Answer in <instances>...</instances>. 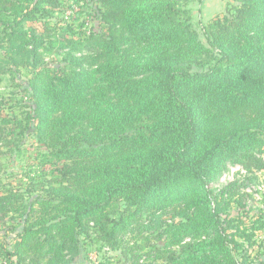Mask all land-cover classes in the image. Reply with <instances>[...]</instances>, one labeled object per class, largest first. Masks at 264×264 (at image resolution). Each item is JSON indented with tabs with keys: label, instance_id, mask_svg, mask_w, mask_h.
Segmentation results:
<instances>
[{
	"label": "trees",
	"instance_id": "1",
	"mask_svg": "<svg viewBox=\"0 0 264 264\" xmlns=\"http://www.w3.org/2000/svg\"><path fill=\"white\" fill-rule=\"evenodd\" d=\"M191 1L96 0L105 30L86 33L74 19L53 21L65 0H0V63L32 72L25 125L0 109V143L35 122L33 156L51 171L23 173L26 194L1 176L0 154V222L16 221L1 263L69 264L90 232L128 264L249 263L238 250L264 221L234 227L239 218L208 182L230 160L249 168L262 143L264 0H234L200 23L204 41L188 20ZM46 45L63 52L61 73L44 66ZM158 211L179 219L167 224ZM167 231L178 249L126 245L127 234L148 244Z\"/></svg>",
	"mask_w": 264,
	"mask_h": 264
},
{
	"label": "rangeland",
	"instance_id": "2",
	"mask_svg": "<svg viewBox=\"0 0 264 264\" xmlns=\"http://www.w3.org/2000/svg\"><path fill=\"white\" fill-rule=\"evenodd\" d=\"M96 1V0H95ZM94 0H65L62 12L58 11L55 14L53 21L64 23L69 19L75 21L78 25L76 31H104L99 20L95 16ZM238 3L234 0H192L188 3V20L193 29L197 31L202 41L204 38L201 34L200 23L208 24L216 17L223 16L227 12H231L237 7ZM180 19L184 20L185 15L180 14ZM81 24V25H79ZM81 49H85L81 47ZM44 66L49 67L58 73H61V68L66 66L63 52L57 51L52 46L46 45L44 49H40ZM19 65L10 63H0L1 67H7L6 70H0V109L3 115L9 117H17L21 119L19 126L25 125V120L20 117V111L26 99L25 89L27 88V79L32 76L31 67L23 65L24 62H18ZM27 100V99H26ZM29 102V101H26ZM30 103V102H29ZM29 107L26 108L29 111ZM11 126L13 124H10ZM35 122L26 123V128L19 134H8L9 140L0 143V154L4 159L5 169L1 176L11 185L19 187L21 192H27V186L23 185L21 178L23 173H28L30 177L38 180L42 177L50 176L49 165H41L33 156L31 146L35 142ZM18 132V130H16ZM262 139L261 145L252 152L255 155V162H251L249 168L242 166L241 163L228 161L223 165L220 173L208 182V187L214 193L216 199H226L229 204L226 206V214L229 217H238V220L233 222L234 227L240 229L250 224H260V218L264 221V134L259 135ZM19 145H26L28 151L18 152L16 149ZM16 148V149H15ZM259 159V161H258ZM263 163L261 168L255 166ZM27 180L25 181V183ZM21 187V188H20ZM160 218L165 223L170 224L178 219L172 217V212H157ZM143 215H146L143 214ZM224 217V216H223ZM142 221H146L145 216ZM16 223L9 217L4 218L0 222V242L4 239L14 237V232L11 230ZM165 230V226L159 230ZM234 228H229L232 232ZM91 231V230H90ZM247 233H250L249 229ZM157 233L154 232L148 236L150 242L146 244L142 238L132 234H127L125 239L128 241L127 246L136 242V245L144 246L140 251L147 252L150 246L162 249L172 248L178 249L175 244L171 245L173 233L167 231L156 239ZM255 242L250 246L247 242H243V246L238 251L247 252L249 254L248 264H258L260 260H264V228L254 232ZM137 237V238H136ZM136 239V240H135ZM189 240L186 236L182 238L181 243ZM79 252L74 255V258L69 264H128L125 256L122 254V249H112L108 244L96 236L94 232L89 233V238L79 237ZM0 264H4L1 263Z\"/></svg>",
	"mask_w": 264,
	"mask_h": 264
}]
</instances>
